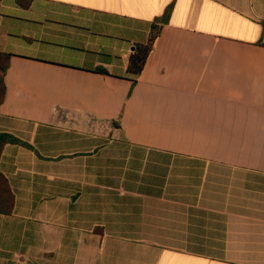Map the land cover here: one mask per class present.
Masks as SVG:
<instances>
[{"label": "crops", "instance_id": "0c3cea01", "mask_svg": "<svg viewBox=\"0 0 264 264\" xmlns=\"http://www.w3.org/2000/svg\"><path fill=\"white\" fill-rule=\"evenodd\" d=\"M0 51V264H264V0H0Z\"/></svg>", "mask_w": 264, "mask_h": 264}, {"label": "trees", "instance_id": "16d2710c", "mask_svg": "<svg viewBox=\"0 0 264 264\" xmlns=\"http://www.w3.org/2000/svg\"><path fill=\"white\" fill-rule=\"evenodd\" d=\"M17 4L24 8L29 7L32 0H16ZM160 20H156L151 24L150 34L146 42L134 45L133 52L129 55L128 64L125 70V78L135 83L141 75L147 58L151 53L154 43L160 33L161 26L158 25ZM11 54L0 51V106L3 103L6 94L5 75L9 67ZM99 72L107 74L104 69ZM7 144H22L29 146L12 134L0 132V158L3 149ZM15 204L14 194L5 175L0 171V215L10 216L13 212Z\"/></svg>", "mask_w": 264, "mask_h": 264}, {"label": "rangeland", "instance_id": "374dc122", "mask_svg": "<svg viewBox=\"0 0 264 264\" xmlns=\"http://www.w3.org/2000/svg\"><path fill=\"white\" fill-rule=\"evenodd\" d=\"M112 40H108V42H111ZM49 43H52V49L54 52L60 53L62 50L64 51V53H67V51H71V50H75V51H79V49H81L82 47L79 46L78 43H74V42H68V44L66 42L62 41H56V42H51V41H46ZM63 44L64 46L60 45Z\"/></svg>", "mask_w": 264, "mask_h": 264}]
</instances>
